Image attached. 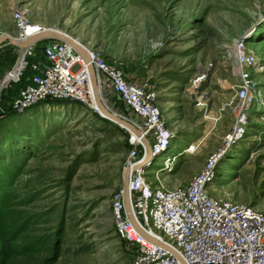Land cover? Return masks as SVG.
<instances>
[{"label":"rangeland","instance_id":"obj_1","mask_svg":"<svg viewBox=\"0 0 264 264\" xmlns=\"http://www.w3.org/2000/svg\"><path fill=\"white\" fill-rule=\"evenodd\" d=\"M18 10L97 48L172 102L176 126L170 148L151 163L152 182L185 185L223 151L211 194L264 212V0H0L1 33L16 35ZM239 45L257 66L249 124L225 147L240 87ZM110 97L106 109L129 121ZM187 136L194 149L186 153ZM131 140L132 132L75 101L40 102L2 120L0 159L21 161L0 194V264H130L112 200L123 188Z\"/></svg>","mask_w":264,"mask_h":264},{"label":"built area","instance_id":"obj_2","mask_svg":"<svg viewBox=\"0 0 264 264\" xmlns=\"http://www.w3.org/2000/svg\"><path fill=\"white\" fill-rule=\"evenodd\" d=\"M15 23L17 33L10 35L15 40L51 29L31 22L23 10L15 12ZM44 42L46 63H33L31 84L21 88L4 105L2 99L10 83L21 74L37 45ZM76 46L61 38L47 37L20 51L14 66L0 73V114L6 110L20 112L47 101L80 102L99 112L91 86V65L102 102L110 96L119 101L130 112L129 121L140 131V137L132 133V148L123 167L129 170L134 221L126 213L123 188L112 200L117 233L132 251L130 264H264V212L253 205L213 196L209 190L223 151L213 154L185 185L166 187L152 182L148 178L151 168L148 162L166 152L173 138L157 105L156 89L109 64L97 48ZM236 60L240 87L236 92L233 130L227 136L225 147L239 140L249 124L246 108L251 102V76L257 66L256 57L243 52L241 45ZM142 139L148 141L151 149L147 160ZM193 148L190 145L185 150ZM173 161L175 157L164 164ZM167 168L170 170L172 166Z\"/></svg>","mask_w":264,"mask_h":264},{"label":"crops","instance_id":"obj_3","mask_svg":"<svg viewBox=\"0 0 264 264\" xmlns=\"http://www.w3.org/2000/svg\"><path fill=\"white\" fill-rule=\"evenodd\" d=\"M5 34L11 35L5 32L2 33V35ZM2 35L0 36V73H5L11 67V65L17 61L18 54L20 53L21 48L16 43H11L7 39H5L4 36ZM16 41H22V40H16ZM41 46H42L41 43L37 45V48L35 49V54L27 59V64L25 68L21 71V74L10 83L8 89L5 92L4 100L2 102L4 105L7 104V102H9L13 97H15L21 88L31 84V78L34 73L31 65L33 63H39L42 65L46 63L42 50L43 46L42 47ZM18 67L19 66H17V69ZM156 102L162 111L163 117L166 122V126L172 131V128L176 126L173 124L174 113L172 111L173 108L172 102L161 100L158 95V92H157ZM188 139L189 138L187 136L186 140L183 142L184 146H187L189 143H191L189 142Z\"/></svg>","mask_w":264,"mask_h":264},{"label":"water","instance_id":"obj_4","mask_svg":"<svg viewBox=\"0 0 264 264\" xmlns=\"http://www.w3.org/2000/svg\"><path fill=\"white\" fill-rule=\"evenodd\" d=\"M52 30L53 29H48L45 32L30 36V37H28L22 41H16L10 35H7V34L2 35V36H4V38L7 39L8 41H10L11 43H16L17 45H19V47L21 48V51H22L27 46H29V45H31V44H33V43H35L38 40H41L43 38H47V37L61 38L56 33L52 32ZM61 39L68 41L67 39H64V38H61ZM84 55H85V58L87 59V56L85 53H84ZM89 69L91 72V85H92L93 92H94V99H95V103H96L97 108L99 109L100 114L105 116V117H106V115H107V117L111 116L112 120H113L112 122L126 128L130 132L134 133L136 136L140 137V131L136 128V126L131 121H128L127 119L120 117V116H118V115H116V114H114V113H112L106 109L104 103L102 102L101 96L98 92L96 75H95V72H94L91 65H89ZM142 141L146 147L145 158L147 160L148 158L151 157L150 145L146 139H142ZM128 177H129V170H127V169L123 170V172H122V183H123V190H124L123 201H124L125 210H126V213L128 214V217L134 221V216H133L132 211H131ZM140 233L143 234L142 231H140ZM159 244H161V243H159Z\"/></svg>","mask_w":264,"mask_h":264},{"label":"trees","instance_id":"obj_5","mask_svg":"<svg viewBox=\"0 0 264 264\" xmlns=\"http://www.w3.org/2000/svg\"><path fill=\"white\" fill-rule=\"evenodd\" d=\"M56 102H66V101H56ZM14 111L7 110L5 113L0 114V122L5 120L7 117L11 116ZM18 161H21L18 157H15L12 163L7 164L3 158L0 159V194L6 193V185L9 183L11 178L15 175L16 172V164Z\"/></svg>","mask_w":264,"mask_h":264},{"label":"bare ground","instance_id":"obj_6","mask_svg":"<svg viewBox=\"0 0 264 264\" xmlns=\"http://www.w3.org/2000/svg\"><path fill=\"white\" fill-rule=\"evenodd\" d=\"M52 32H54V33H56L58 36H60L61 38H64V39H67L70 43H72V44H74L75 46L78 44V43H76L74 40H72V39H70L69 37H67L66 35H64V34H61V33H59V32H56V31H52ZM250 34L251 33H249L247 36L249 37L250 36ZM77 47V46H76ZM17 69V68H16ZM92 86V85H91ZM98 92H99V90H98ZM93 94H94V92H93ZM100 94V93H99ZM94 101H95V99H94ZM95 105H96V103H95ZM24 111V110H23ZM20 113V112H19ZM105 117V116H104ZM106 117H107V115H106ZM110 118V119H109ZM107 119H109V120H111V121H113L112 120V117L110 116V117H107ZM133 135H135L134 133H133ZM191 144H188L187 146H186V149L190 146ZM192 147L194 146V144H192L191 145ZM170 148V146L168 147V149ZM194 149V148H193ZM184 152H190V150H184ZM183 152V153H184ZM163 154V153H162ZM161 155V154H160ZM155 160V158L153 159V160H151V163H153L152 161H154ZM149 164H151L150 163V161L148 162Z\"/></svg>","mask_w":264,"mask_h":264},{"label":"flooded vegetation","instance_id":"obj_7","mask_svg":"<svg viewBox=\"0 0 264 264\" xmlns=\"http://www.w3.org/2000/svg\"><path fill=\"white\" fill-rule=\"evenodd\" d=\"M6 111H7V110H6ZM6 111H5V112H6ZM5 112H3V113H5ZM3 113H1V114H3Z\"/></svg>","mask_w":264,"mask_h":264}]
</instances>
